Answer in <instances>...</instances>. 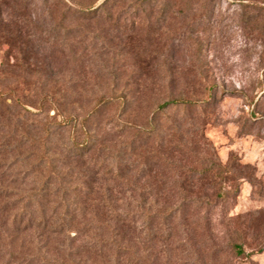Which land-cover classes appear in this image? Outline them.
Segmentation results:
<instances>
[{"label": "rangeland", "instance_id": "obj_1", "mask_svg": "<svg viewBox=\"0 0 264 264\" xmlns=\"http://www.w3.org/2000/svg\"><path fill=\"white\" fill-rule=\"evenodd\" d=\"M262 2L0 0V264H264Z\"/></svg>", "mask_w": 264, "mask_h": 264}, {"label": "trees", "instance_id": "obj_2", "mask_svg": "<svg viewBox=\"0 0 264 264\" xmlns=\"http://www.w3.org/2000/svg\"><path fill=\"white\" fill-rule=\"evenodd\" d=\"M139 2H153L156 0H137ZM264 3V2H262ZM254 9L256 10H262V12H264V7L260 8L259 6H253ZM0 39L6 41V43L12 48L14 47L15 50L17 51L18 55L21 56L22 60H27L28 59V54L30 53L28 48H25V44L23 42V40L20 38L19 34L17 32H12V31H7L4 28L0 27ZM171 106V102L168 103H164L161 108L166 109L168 107ZM86 142H82V143H73V145L75 146V152L74 155L78 156V157H85L87 156L91 151L87 148V145L85 144ZM123 215H125V221L129 219V216L131 215L130 213L124 214L122 213L121 217H123ZM64 223H62L63 225ZM61 226V224H60ZM42 230H44L45 232H51L52 234L54 233H58L61 234L64 231V226H62V228L59 229V227L57 226H53V224H48V223H42L41 225ZM40 227V228H41ZM56 228V229H55ZM235 249L237 250V252L239 254H244V251L242 248L240 247H235Z\"/></svg>", "mask_w": 264, "mask_h": 264}]
</instances>
